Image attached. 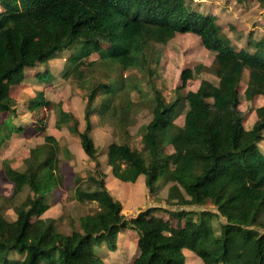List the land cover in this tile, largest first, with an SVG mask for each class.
<instances>
[{"label": "trees", "instance_id": "16d2710c", "mask_svg": "<svg viewBox=\"0 0 264 264\" xmlns=\"http://www.w3.org/2000/svg\"><path fill=\"white\" fill-rule=\"evenodd\" d=\"M192 4V0H0V112L9 113L0 122V146L12 133L25 129L10 119L16 115L10 87L28 68L36 69L42 83L55 78L51 61L62 57L72 66L63 75L82 78V66L99 62L112 70L136 69L147 76L146 85L129 83L127 76L109 83L83 78L87 98L82 130L74 114L56 110L57 127L65 124L78 136L97 168L88 177L89 187H84L83 176L74 177L73 197L95 201L98 207L81 216L79 227L70 233L60 231L56 218L41 217L63 180L61 146L44 127L46 111L54 106L51 100L42 90L29 99L28 111L35 129L45 133L44 143L32 150L23 169L5 162L14 191L0 197V264H106L100 246L116 250L120 233L129 229L137 234L139 247L129 264H186V249L202 264H264V150L259 146L264 139V105L256 109L251 129L245 128L240 108L246 70L243 97L252 101L264 95V38H250L238 49L217 14ZM178 33L198 36L214 53L218 83L202 79L196 90L169 100L153 81L160 56L152 45L167 44ZM193 72L183 70V86ZM99 95L102 100L94 106ZM118 96L122 101H115ZM182 99L189 108L183 125H178ZM142 107L152 118L139 127L140 140L134 146L124 129L132 123L131 114ZM94 114L114 117L125 136L108 146L110 172L100 170L92 136ZM168 146L173 153H168ZM66 154L72 157L69 151ZM160 179L172 182L166 205L131 217L108 188L111 180H139L154 192ZM208 203L216 211L196 209ZM9 207L14 219L6 217Z\"/></svg>", "mask_w": 264, "mask_h": 264}, {"label": "rangeland", "instance_id": "374dc122", "mask_svg": "<svg viewBox=\"0 0 264 264\" xmlns=\"http://www.w3.org/2000/svg\"><path fill=\"white\" fill-rule=\"evenodd\" d=\"M193 1V0H192ZM193 7L202 12H213L219 16L220 23L224 24V29L238 49L244 47L250 38L257 40L264 38V0H197L193 1ZM152 51L160 56L157 68V77L153 80L160 87L169 100H176L183 97L189 90H196L202 79H208L213 83H218V77L213 71L214 53L207 50L201 43L200 38L191 33H178L167 44L153 43ZM153 54V57L156 54ZM55 68L56 76L52 81L42 83L39 81L36 69H26L21 80L13 83L10 87V95L15 100L16 115L10 117L16 125L24 126L22 132H14L0 146V197H10L14 191V184L8 180L5 162L8 167L23 169L25 160L32 155V150L44 143V134L34 127V119L28 111L27 103L38 91H44L46 97L53 103V108L46 111L44 127L46 133L54 135L60 143L59 152L60 168L63 173L61 184L52 191L49 197L50 208L41 217H53L57 219L58 228L64 233H70L72 229L79 227V218L91 213L98 207L95 201L81 202L74 196L75 175H81L86 180L84 187H89L88 177L97 172L95 162L85 153L78 136L70 131L67 125L57 127V109L74 114L79 120V128L84 129L83 111L86 104L87 93L81 87V81L87 77L93 82L118 81L120 77L131 78L130 82L142 83L146 85L147 76L136 69L123 71L116 66L113 70L97 62L90 67H81L84 76L78 78L77 74L63 75L61 72L69 70L65 58H58L51 61ZM193 69V77L183 86L181 74L185 69ZM198 68V70H197ZM248 71L245 72L241 81V103L240 108L244 113V126L250 127L255 120V110L264 103V96H259L252 101L243 97L247 86ZM102 100L99 95L94 106ZM115 101H122L118 96ZM189 104L182 99L177 107L178 116L175 122L183 125L184 114L188 110ZM8 112H0V122L8 117ZM94 128L92 136L99 152L101 169L110 172L107 166L106 152L108 146L113 142H122L125 139L123 132L116 119L112 116L100 118L97 114L92 115ZM150 112L145 108H139L131 114L132 123L124 131L129 132L132 145L140 140L138 129L151 119ZM264 150V139L259 143ZM71 153V158L66 154ZM168 153H173L171 146L167 147ZM147 156H149L147 154ZM91 182V181H90ZM172 182H164L160 179L154 192H150L148 187L139 180H129L125 182L110 181L108 188L124 207V212L128 217L136 215L140 210L150 207L166 205L168 189ZM25 191L21 200L25 198ZM196 209H210L216 211V207L208 203L204 206H197ZM6 217L14 219L16 214L12 207L6 212ZM156 214L165 215L162 211ZM34 217L33 219H35ZM216 224L218 221L215 219ZM120 238V239H119ZM138 236L132 230L120 233L116 250H109L106 244L100 246V252L106 264H129L139 253ZM186 264H202L201 259L192 251L184 250Z\"/></svg>", "mask_w": 264, "mask_h": 264}, {"label": "crops", "instance_id": "0c3cea01", "mask_svg": "<svg viewBox=\"0 0 264 264\" xmlns=\"http://www.w3.org/2000/svg\"><path fill=\"white\" fill-rule=\"evenodd\" d=\"M246 71H248V70H246ZM245 71V72H246ZM245 74V73H244ZM247 81H248V79H247ZM246 84H247V82H246ZM259 96H264V95H258V96H256L254 99H256L257 97H259ZM262 105H264V103L263 104H261V105H259V106H262ZM256 119H257V113H256V110H255V120L253 121V123L251 124V126L250 127H246V129H251L252 128V126L254 125V123H255V121H256ZM120 236V235H119ZM120 239V238H119Z\"/></svg>", "mask_w": 264, "mask_h": 264}, {"label": "built area", "instance_id": "2783aa9c", "mask_svg": "<svg viewBox=\"0 0 264 264\" xmlns=\"http://www.w3.org/2000/svg\"><path fill=\"white\" fill-rule=\"evenodd\" d=\"M193 1H197V0H193Z\"/></svg>", "mask_w": 264, "mask_h": 264}]
</instances>
